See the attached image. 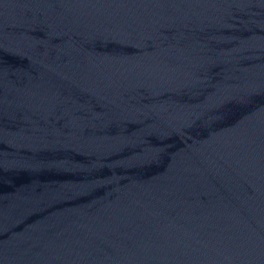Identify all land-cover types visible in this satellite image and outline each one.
<instances>
[{
  "label": "water",
  "instance_id": "95a60500",
  "mask_svg": "<svg viewBox=\"0 0 264 264\" xmlns=\"http://www.w3.org/2000/svg\"><path fill=\"white\" fill-rule=\"evenodd\" d=\"M0 264H264V0H0Z\"/></svg>",
  "mask_w": 264,
  "mask_h": 264
}]
</instances>
